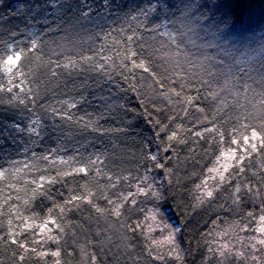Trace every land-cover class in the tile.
I'll return each instance as SVG.
<instances>
[{"label":"trees","instance_id":"trees-1","mask_svg":"<svg viewBox=\"0 0 264 264\" xmlns=\"http://www.w3.org/2000/svg\"><path fill=\"white\" fill-rule=\"evenodd\" d=\"M0 264H264V0H0Z\"/></svg>","mask_w":264,"mask_h":264},{"label":"snow or ice","instance_id":"snow-or-ice-1","mask_svg":"<svg viewBox=\"0 0 264 264\" xmlns=\"http://www.w3.org/2000/svg\"><path fill=\"white\" fill-rule=\"evenodd\" d=\"M18 60H19V56H16L14 59H13V58H9L8 61H7V63L10 64V65H14L15 63L18 62ZM10 70H11V69H9V71H10ZM252 136H253V138H255V137H256V133L253 132V133H252ZM234 143H235V141H234ZM153 159H154V157H153ZM80 171H81V172H84L85 174H87V170H86V169H80ZM208 195H211V193H208ZM117 214H119L118 211H117ZM51 223L54 224L55 221H51ZM45 227H47V225H45Z\"/></svg>","mask_w":264,"mask_h":264},{"label":"rangeland","instance_id":"rangeland-1","mask_svg":"<svg viewBox=\"0 0 264 264\" xmlns=\"http://www.w3.org/2000/svg\"><path fill=\"white\" fill-rule=\"evenodd\" d=\"M13 59H14V58H13ZM9 66H12V65L9 64Z\"/></svg>","mask_w":264,"mask_h":264}]
</instances>
